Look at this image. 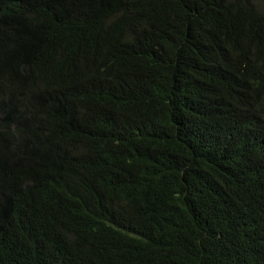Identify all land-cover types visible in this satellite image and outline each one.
Here are the masks:
<instances>
[{"label":"trees","instance_id":"obj_1","mask_svg":"<svg viewBox=\"0 0 264 264\" xmlns=\"http://www.w3.org/2000/svg\"><path fill=\"white\" fill-rule=\"evenodd\" d=\"M262 3L0 0V264H264Z\"/></svg>","mask_w":264,"mask_h":264},{"label":"rangeland","instance_id":"obj_2","mask_svg":"<svg viewBox=\"0 0 264 264\" xmlns=\"http://www.w3.org/2000/svg\"><path fill=\"white\" fill-rule=\"evenodd\" d=\"M261 7H264V4L262 3ZM263 9V8H262ZM264 10V9H263Z\"/></svg>","mask_w":264,"mask_h":264}]
</instances>
